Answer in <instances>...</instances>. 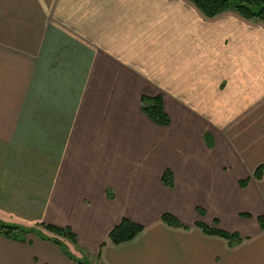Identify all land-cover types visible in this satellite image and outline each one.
<instances>
[{
  "label": "crops",
  "instance_id": "0c3cea01",
  "mask_svg": "<svg viewBox=\"0 0 264 264\" xmlns=\"http://www.w3.org/2000/svg\"><path fill=\"white\" fill-rule=\"evenodd\" d=\"M158 94L167 126L141 111ZM259 215L263 23L190 0H0L2 221L68 227L76 243L57 238L91 264H264ZM122 218L143 229L113 244ZM213 219L242 240L195 225ZM0 264L79 263L28 234L0 235Z\"/></svg>",
  "mask_w": 264,
  "mask_h": 264
},
{
  "label": "trees",
  "instance_id": "16d2710c",
  "mask_svg": "<svg viewBox=\"0 0 264 264\" xmlns=\"http://www.w3.org/2000/svg\"><path fill=\"white\" fill-rule=\"evenodd\" d=\"M197 9L205 17H213L226 11H234L241 17L247 20H257L264 24V0H190ZM141 111L151 120L153 123L160 126H167L170 122L169 116L163 108V98L161 95H155L152 97L142 96L140 98ZM262 172V165L256 168L254 173L255 177H258ZM162 182L168 186H173V177L171 171L166 168L162 173ZM247 179L239 181L240 186H244ZM199 214L202 215V210L196 209ZM241 216H248L247 213H240ZM161 220L171 227H183V224L172 214L164 212L161 215ZM257 221L264 230V215H259ZM215 226H209L202 221H196L195 225L207 235H214L225 239L229 246H234L242 240L240 234L237 232H229L218 226L216 220H213ZM39 228H43L46 231L54 234L55 237L48 238L43 235ZM143 227L130 219L122 218L121 221L115 225L108 233V238L113 244H119L125 241H129L134 238ZM28 234H34L40 238H47L54 242L63 253L72 260L77 261L79 264H91L87 261H81L75 258L67 249L63 246L62 242L57 237H64L76 243L74 233L68 227H58L50 224H40L37 226H24L18 223L5 222L0 219V235L12 239L24 242L27 240Z\"/></svg>",
  "mask_w": 264,
  "mask_h": 264
},
{
  "label": "rangeland",
  "instance_id": "374dc122",
  "mask_svg": "<svg viewBox=\"0 0 264 264\" xmlns=\"http://www.w3.org/2000/svg\"><path fill=\"white\" fill-rule=\"evenodd\" d=\"M23 69H24V66L22 65H19V74L21 75V72L23 73ZM22 81H19V84L21 83ZM241 132V131H240ZM260 154H261V152H260ZM185 216H183L184 217V219H187V220H192V218H193V216L192 215H190V214H187V213H185L184 214ZM214 220V219H213ZM213 220H212V223H213ZM216 220V219H215ZM216 222L218 223V221L216 220ZM212 226H215L214 225V223H213V225ZM42 229L43 228H40V230L42 231ZM44 230V229H43Z\"/></svg>",
  "mask_w": 264,
  "mask_h": 264
}]
</instances>
